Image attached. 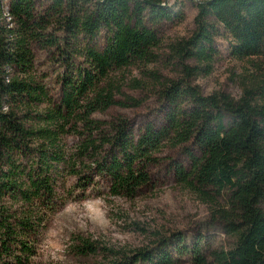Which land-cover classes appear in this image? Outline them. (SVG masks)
Returning <instances> with one entry per match:
<instances>
[{
	"label": "trees",
	"instance_id": "obj_1",
	"mask_svg": "<svg viewBox=\"0 0 264 264\" xmlns=\"http://www.w3.org/2000/svg\"><path fill=\"white\" fill-rule=\"evenodd\" d=\"M86 3L52 0L41 13L37 0H9L14 25L0 24V264L31 263L39 234L63 204L57 182L65 168L78 174L84 167H98V173L110 175L113 194L134 197L150 180L147 168L154 154L167 143L188 142L200 155L190 154L189 171L177 166L179 180L207 201L226 194V206L214 215L237 236L233 248L215 252L217 263L264 264V90L246 89L234 99L226 92L203 95L191 82L201 71L212 72L219 53L217 36L226 37L236 58L264 57V0H199L195 31L171 45L185 77L161 82L165 121L146 124L138 138L128 120L110 123L107 134L93 115L115 104L140 103L130 96L116 99L111 73L152 61L160 44L155 26L174 15L165 0ZM56 16L74 39L85 34L93 40L101 30L108 32L104 47L88 42L79 49L87 67L67 80L58 102L30 74L32 43L59 44L46 32ZM79 122L88 132L68 153L64 135ZM105 145L113 147L111 162L102 156ZM96 249L85 239L76 246L81 254ZM193 254L195 264H209L200 249ZM138 255L156 264H173L167 251L160 257Z\"/></svg>",
	"mask_w": 264,
	"mask_h": 264
},
{
	"label": "rangeland",
	"instance_id": "obj_2",
	"mask_svg": "<svg viewBox=\"0 0 264 264\" xmlns=\"http://www.w3.org/2000/svg\"><path fill=\"white\" fill-rule=\"evenodd\" d=\"M77 1L87 7L86 0ZM165 3L174 17L155 26L160 38L156 57L111 73L109 83L115 90L116 99L124 100L130 96L140 103L115 104L95 113L93 117L103 122L102 130L107 134L111 133L110 123L120 118L129 121L135 138L140 136L146 124H162L166 106L159 95L160 84L165 79L185 77L171 45L189 38L195 31L199 0H165ZM8 5L9 0H0L3 11L0 24L13 26ZM51 5L52 0H37V10L41 13ZM51 17L50 13L48 22ZM63 25L62 19L60 21L56 16L46 31L49 38L59 44L33 42L31 46L34 62L30 74L45 87L54 102L61 99L67 80L87 67L79 49L85 48L88 42L102 48L108 36L103 29L93 40L85 34L74 39L61 28ZM216 46L219 53L212 72L201 71L191 79L203 95L226 92L239 99L246 89L264 90V57H234L224 35L217 36ZM187 63L198 66L195 60ZM9 71L16 73L14 69ZM84 132L88 130L79 122L76 129L64 135L68 153L76 149ZM112 149L110 145L102 149V156L108 157L109 162L113 160ZM190 154L200 155L197 146L191 142L177 146L165 144L148 164V184L134 197L113 194L110 175L105 171L98 173V167H84L85 170L78 174L65 168L57 182L63 204L39 234L38 247L30 264H156L138 253L149 252L160 257L162 251L171 255L173 264H195L193 250L196 248L207 257L209 264H218L215 252L230 250L237 242V236L228 232L226 225L214 215L217 208L226 206L227 196L224 194L216 197L214 202L207 201L179 180L177 166L189 171ZM80 166L82 164L78 163L77 169ZM81 239L93 242L97 247L95 253L77 252L76 246Z\"/></svg>",
	"mask_w": 264,
	"mask_h": 264
}]
</instances>
